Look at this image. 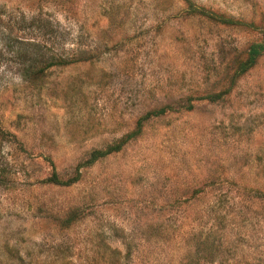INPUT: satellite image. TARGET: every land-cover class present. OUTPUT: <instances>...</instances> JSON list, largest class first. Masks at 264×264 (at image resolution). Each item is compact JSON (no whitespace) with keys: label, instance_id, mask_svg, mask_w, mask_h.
Segmentation results:
<instances>
[{"label":"rangeland","instance_id":"374dc122","mask_svg":"<svg viewBox=\"0 0 264 264\" xmlns=\"http://www.w3.org/2000/svg\"><path fill=\"white\" fill-rule=\"evenodd\" d=\"M263 40L264 0H0V264H264Z\"/></svg>","mask_w":264,"mask_h":264},{"label":"trees","instance_id":"16d2710c","mask_svg":"<svg viewBox=\"0 0 264 264\" xmlns=\"http://www.w3.org/2000/svg\"><path fill=\"white\" fill-rule=\"evenodd\" d=\"M190 10L192 12L191 15L193 14H203L205 13L203 11L202 8H198V7H193L192 5H190ZM216 18H220V19H225L221 16H215ZM226 20V19H225ZM264 52V40L261 43H256V44H252L249 46L248 50L245 53V59L240 61L238 63L239 67L237 68V71L235 73V76H239L242 75L244 73H246L248 70H250L251 68H253V66L256 63V60L258 59V57H260L262 55V53ZM74 61L73 60H55V62H52L48 67L51 66H56V65H60V66H68V65H73ZM32 71H29L28 74L25 71V75H24V79L26 77V79H31L28 78L31 75ZM33 76L36 75L35 73L32 74ZM31 75V76H32ZM222 94H217L216 96H210L212 101H216L218 99H220ZM189 108H187L188 110ZM148 112L145 114V116L141 117V119L139 120V122H143L144 120L146 121L147 119H149L152 115L158 117L159 115L163 114V110H159L158 112ZM137 133V132H136ZM140 133V132H139ZM133 135V133H130L126 136V138L123 141H119L118 143H114L110 146H108L107 148H104L103 150H94L90 153L89 155V159L87 161H85L83 163L84 165H91L93 163H95L96 161L100 160L101 158H104L106 155H109L111 153H115L118 152V150L121 148L122 145H124ZM82 165V164H81ZM80 165V166H81ZM77 176L74 177L72 180H69L67 182H60L62 185H71L72 183L76 182L79 180V174H76ZM53 179L54 181L58 182L59 180H57V177L55 175H53Z\"/></svg>","mask_w":264,"mask_h":264}]
</instances>
